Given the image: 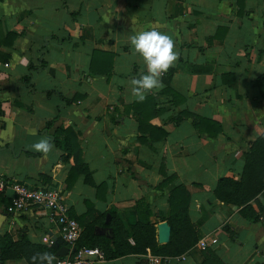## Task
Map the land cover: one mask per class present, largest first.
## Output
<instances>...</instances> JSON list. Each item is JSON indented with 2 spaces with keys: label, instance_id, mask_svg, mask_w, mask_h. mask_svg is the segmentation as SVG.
Returning a JSON list of instances; mask_svg holds the SVG:
<instances>
[{
  "label": "crops",
  "instance_id": "obj_1",
  "mask_svg": "<svg viewBox=\"0 0 264 264\" xmlns=\"http://www.w3.org/2000/svg\"><path fill=\"white\" fill-rule=\"evenodd\" d=\"M151 27L173 36L180 55L168 84L137 103L128 81L145 66L128 38ZM262 73L264 0H0V173L59 190L81 230L103 226L110 210L123 225L135 223L142 200L157 243L167 241L157 233L167 192L180 183L196 240L165 264H264V188L255 219L211 191L218 177L239 176L248 142L264 128L255 82ZM59 124L74 132L93 184L78 173L66 188L70 153L31 149L52 140ZM151 125L166 134L156 138ZM9 195L0 193V234L44 244L42 237L58 236L43 209L7 210ZM148 251L96 264H135Z\"/></svg>",
  "mask_w": 264,
  "mask_h": 264
},
{
  "label": "trees",
  "instance_id": "obj_2",
  "mask_svg": "<svg viewBox=\"0 0 264 264\" xmlns=\"http://www.w3.org/2000/svg\"><path fill=\"white\" fill-rule=\"evenodd\" d=\"M6 35H15L14 32L8 31ZM45 64L43 59H39L38 67ZM28 68H32L28 64ZM173 68L170 67L167 73L162 77L163 83L169 82ZM107 73V72H106ZM26 83L28 75L21 77ZM256 85L260 93L264 94V73L255 79ZM48 94V91H46ZM65 103L69 100L62 98ZM57 118V114L51 119L44 121L45 128H49L53 121ZM175 118L174 121H176ZM201 123L208 121L200 117ZM150 129H154L158 134L157 137L164 136L166 131L161 127L151 125ZM139 139L143 140V137ZM52 142L55 147H60L65 152L70 153L72 164L68 168L65 176V187L69 188L77 174H82L83 181L93 184L90 170L87 165L81 161V150L78 146L74 132L69 126L59 124L51 133ZM174 175H168L159 182L164 185L172 179ZM264 188V128L248 142L243 152V164L241 173L237 178L231 176L218 177L212 188V194L215 198L223 203L232 204L238 207L239 214L247 218H256L257 212L262 210L258 202L257 195ZM167 211L164 215L159 214L160 220H165L169 225L168 239L164 243H157L155 239V230L152 222H149L148 216L152 213L151 209L142 200L136 203V213L138 220L135 223L123 225L114 219V211L110 210L109 221L107 225L110 232L106 234H97L93 230L95 222L87 223L83 230L80 229L79 236L74 241L75 248L81 245L97 246L103 251L105 259L115 258L130 253L144 254L146 249L151 253L159 254L167 257H178L185 253L196 240L193 225L189 222L186 212L187 191L182 184L172 186L166 195ZM69 215H71L69 213ZM84 215V214H83ZM82 215V216H83ZM72 216V215H71ZM79 215V217H82ZM73 217V216H72ZM74 218V217H73ZM104 218L98 221V224L105 225ZM128 238L132 242H129ZM58 245L66 244L59 236L56 237ZM57 246L54 242L50 244L33 243L26 239L24 235L14 240L8 233L0 234V260L8 258H23L30 264V257L36 252L48 251L54 253ZM135 264H146V259L141 258ZM202 264V263H200Z\"/></svg>",
  "mask_w": 264,
  "mask_h": 264
},
{
  "label": "built area",
  "instance_id": "obj_3",
  "mask_svg": "<svg viewBox=\"0 0 264 264\" xmlns=\"http://www.w3.org/2000/svg\"><path fill=\"white\" fill-rule=\"evenodd\" d=\"M10 190L7 210H23L27 207L43 209L50 221L56 225L57 235L66 242L68 251L56 258L54 264H96L104 258L103 251L97 246H78L74 241L79 236L80 227L75 218L67 213V207L62 200L59 190L45 186H29L24 182L12 180L0 173V193ZM42 240L50 244L53 239L49 236ZM196 244L203 249L204 243ZM73 246V250L70 247ZM167 256L146 252V264H165ZM0 264H4L0 260Z\"/></svg>",
  "mask_w": 264,
  "mask_h": 264
},
{
  "label": "clouds",
  "instance_id": "obj_4",
  "mask_svg": "<svg viewBox=\"0 0 264 264\" xmlns=\"http://www.w3.org/2000/svg\"><path fill=\"white\" fill-rule=\"evenodd\" d=\"M128 39L134 54L142 58L145 66V71L128 81L131 98L142 103L148 93L163 89L162 77L175 65L180 54L173 36L157 27L134 32ZM31 149L47 156L55 149V144L49 137H43L32 143ZM54 260L51 252H36L30 257V264H53Z\"/></svg>",
  "mask_w": 264,
  "mask_h": 264
},
{
  "label": "water",
  "instance_id": "obj_5",
  "mask_svg": "<svg viewBox=\"0 0 264 264\" xmlns=\"http://www.w3.org/2000/svg\"><path fill=\"white\" fill-rule=\"evenodd\" d=\"M108 218H109V214L106 213L105 217H104V223L105 225L100 226V227H95V231L96 233H104L106 235L109 234L110 232V227L107 225L108 223ZM157 228H158V236L159 238H163L164 240H167L168 234H169V226L165 221H161L157 224ZM51 238L53 239L54 244L57 246L56 250L54 251V256H55V260L57 257L65 255L68 251V247L66 244H61L58 245V241L56 239V237L54 235H51ZM71 250H73V246L70 247ZM55 260L53 261V264L55 262Z\"/></svg>",
  "mask_w": 264,
  "mask_h": 264
}]
</instances>
